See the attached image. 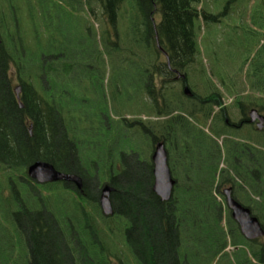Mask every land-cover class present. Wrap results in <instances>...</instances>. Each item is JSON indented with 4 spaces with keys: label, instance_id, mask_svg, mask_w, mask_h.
Returning a JSON list of instances; mask_svg holds the SVG:
<instances>
[{
    "label": "trees",
    "instance_id": "1",
    "mask_svg": "<svg viewBox=\"0 0 264 264\" xmlns=\"http://www.w3.org/2000/svg\"><path fill=\"white\" fill-rule=\"evenodd\" d=\"M22 1L25 28L16 0H0V264L15 250L25 264H111L101 250L117 234L137 264H264V236L245 239L222 194L231 187L264 229V126L248 115L264 113V46L227 103L199 67L196 21L216 16L200 0ZM159 141L175 180L166 201L152 191ZM37 160L80 176L86 196L29 178Z\"/></svg>",
    "mask_w": 264,
    "mask_h": 264
},
{
    "label": "rangeland",
    "instance_id": "2",
    "mask_svg": "<svg viewBox=\"0 0 264 264\" xmlns=\"http://www.w3.org/2000/svg\"><path fill=\"white\" fill-rule=\"evenodd\" d=\"M16 3L20 7L19 16L24 27L28 24L27 9L22 0H16ZM197 9L199 12L203 9L216 15L215 19L206 23L201 16L196 21L199 61H201L199 67L205 70V76L209 77L222 91L224 101L229 103L232 98L240 96L237 91L235 93L230 91V85L235 83L237 87L233 89L237 90L242 81L246 79L240 70L243 60L251 56L259 47V43L264 40L263 28L258 25V21L256 22L257 16L264 15V0H200ZM96 27H99V23H96ZM112 78H114L112 69L110 68L109 71L107 69L104 86H101L102 95L107 100L112 96L117 98V86L111 84ZM87 84L91 85L88 82ZM260 114L264 115V113ZM4 225L5 222L0 226L1 241H4L1 237ZM11 233L12 229L8 227L5 235L9 236ZM106 239L108 250L114 253L113 263L120 264L119 260H122L125 264H137L134 256L122 246L120 235H117L111 242L109 238ZM117 246L123 250L118 259L115 258ZM20 251L22 250H15L13 257H15L16 264H25L23 257H19ZM12 262L13 259H10L3 264H13Z\"/></svg>",
    "mask_w": 264,
    "mask_h": 264
},
{
    "label": "water",
    "instance_id": "3",
    "mask_svg": "<svg viewBox=\"0 0 264 264\" xmlns=\"http://www.w3.org/2000/svg\"><path fill=\"white\" fill-rule=\"evenodd\" d=\"M19 89L16 88V94ZM184 93L189 95L187 87L184 88ZM251 122L256 121V126L261 128L264 123V116L257 112L256 109H251L248 112ZM150 160L153 165V183L152 191L160 197L162 201H166L170 198L175 180L172 177L170 167L168 164V155L165 148V144L162 141L155 143L152 149ZM26 174L29 178L36 181L37 183H48V182H68L72 183L76 189L82 188V179L80 176L73 173H65L54 168L52 164L46 161L37 160L31 163L26 168ZM114 188L105 184L101 188V196L99 200L100 208L105 215H112L113 210L109 194ZM225 204L230 212V217L238 225L241 235L247 239H257L264 236V229L262 228L259 220L251 214L248 207L242 205L239 201L232 197L231 187L223 190Z\"/></svg>",
    "mask_w": 264,
    "mask_h": 264
},
{
    "label": "flooded vegetation",
    "instance_id": "4",
    "mask_svg": "<svg viewBox=\"0 0 264 264\" xmlns=\"http://www.w3.org/2000/svg\"><path fill=\"white\" fill-rule=\"evenodd\" d=\"M258 21V25H260V26H262V28H263V32H264V15L263 16H257V19H256V22ZM259 47H261V46H264V40L263 41H261L260 43H259V45H258ZM18 87V89H19V91H20V88H19V86L15 83V94H16V88ZM18 94H19V92H18ZM18 94H16V95H18ZM261 115H263V114H261ZM264 116V115H263ZM254 123H256V121L254 122ZM263 126H264V123H263ZM153 170V169H152ZM225 189V188H224ZM223 189V190H224ZM73 190V189H72ZM77 190H79V192L80 193H82L84 196H86V194H85V192H84V190H82V189H77ZM223 190H222V194H223ZM114 191V190H113ZM112 191V192H113ZM111 192V193H112ZM101 188L99 189V199H98V202H97V204H98V207H99V212H100V214L103 216V217H106V218H108V219H111V222H112V231H114V227L115 226H117V225H119V224H117L118 223V219H119V217H118V215H117V212L113 209V206H112V203H111V206H112V210H113V214L112 215H105V214H103V212H102V210H101V208H100V205H99V200H100V196H101ZM111 193L109 194V198H110V196H111ZM223 196H224V194H223ZM159 197V196H158ZM160 198V197H159ZM110 201H111V199H110ZM120 227V226H119ZM118 232V231H117ZM117 235H119V234H117ZM21 238H23V240L25 239V234H24V232H22V235H21ZM112 240H113V238H112ZM94 241H95V245L94 246H96V245H99V244H101L102 243V241L99 239V238H97V237H94ZM98 248V247H97ZM99 249V248H98ZM86 252H88V248L86 249ZM101 254L105 257V258H108V259H110L111 261H112V264H115V262L113 263V259H112V256L114 257V253H112V251H110V250H108V248L105 246V247H103V250H101ZM120 254H121V247H118L117 246V256L115 255V258L116 259H118V258H120ZM121 261L122 260H119V262L121 263Z\"/></svg>",
    "mask_w": 264,
    "mask_h": 264
}]
</instances>
